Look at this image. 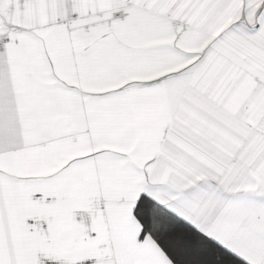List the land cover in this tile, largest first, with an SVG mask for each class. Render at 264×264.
Segmentation results:
<instances>
[{"label": "snow or ice", "instance_id": "6c2138e0", "mask_svg": "<svg viewBox=\"0 0 264 264\" xmlns=\"http://www.w3.org/2000/svg\"><path fill=\"white\" fill-rule=\"evenodd\" d=\"M0 264H264V0H0Z\"/></svg>", "mask_w": 264, "mask_h": 264}]
</instances>
